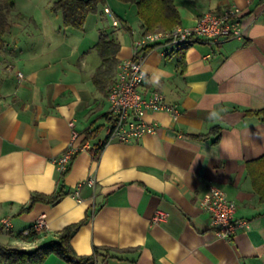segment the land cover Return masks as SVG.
Masks as SVG:
<instances>
[{"label": "crops", "instance_id": "1", "mask_svg": "<svg viewBox=\"0 0 264 264\" xmlns=\"http://www.w3.org/2000/svg\"><path fill=\"white\" fill-rule=\"evenodd\" d=\"M173 1L178 25L184 27L203 11L233 3L241 8L242 35L217 44L198 40L182 50L165 43L149 46L141 63V90L161 92L178 112L148 109L145 119L155 123V130L132 141L108 138L107 93L95 87L92 74L100 63L94 44L99 30H106L100 14L113 26L108 7L118 21L113 27L126 29L117 14L126 20L130 38L118 40L119 62L131 56L132 40L144 32L133 6L106 0L93 13L90 32L83 25L74 40L75 28L61 31L41 14L28 18L35 33L27 40L9 46L4 39L0 218L8 217L11 226L0 228V243L33 249L81 221L69 237L71 248L77 255L98 248L93 260L81 264H264V198L247 171L249 161L264 155V121L249 112L264 108V0ZM72 131L76 142L87 146L59 181L54 158L71 141ZM88 178L94 185L83 184L74 195ZM211 184L235 203L234 216L248 223L229 239L215 235L199 205ZM59 188L65 194L56 202L36 201L24 209L32 192L51 194ZM157 210L168 214L154 221ZM39 217L45 227L23 235ZM33 264L73 263L50 253Z\"/></svg>", "mask_w": 264, "mask_h": 264}, {"label": "built area", "instance_id": "2", "mask_svg": "<svg viewBox=\"0 0 264 264\" xmlns=\"http://www.w3.org/2000/svg\"><path fill=\"white\" fill-rule=\"evenodd\" d=\"M112 17V25H118L117 19L112 15L108 7L104 8ZM241 8L233 3H228L220 10L203 11L191 26H175L168 29H157L143 32L139 37L132 40L131 56L116 63L112 80L107 90L109 103L108 113L111 124L108 129V138L119 141H132L144 133L155 130V123L145 119L148 109H167L171 113H177L175 105L167 104L164 95L151 90L147 95L141 88L144 81V71L141 68L144 53L149 46L160 43L169 45L172 49H184L195 41L203 40L217 44L227 38H241ZM1 52V48H0ZM18 77L22 73L17 71ZM77 132L72 131L71 141L54 158L58 173H64L69 168L75 154L87 144H79ZM87 184L94 185V180L88 178L77 184L74 195H78V188ZM78 197V196H77ZM199 205L210 217V225L216 236L229 239L240 227L247 226V220L236 218L234 212L235 203L229 199L226 193L219 187L211 184L206 193L200 198ZM167 212L157 210L153 215L154 221L163 220ZM11 222L8 217L0 218V228H9ZM45 227L43 217L37 218L31 225L22 231L23 235L38 232Z\"/></svg>", "mask_w": 264, "mask_h": 264}, {"label": "trees", "instance_id": "3", "mask_svg": "<svg viewBox=\"0 0 264 264\" xmlns=\"http://www.w3.org/2000/svg\"><path fill=\"white\" fill-rule=\"evenodd\" d=\"M119 1L127 3L135 8L136 15L144 27V32L172 28L178 26L180 23L179 15L173 0ZM105 2L106 0H52L49 7L51 11L59 15L61 27L82 29L86 16L90 13L99 11V8L102 7ZM14 3L15 0H0V48L3 47L5 43L3 36L10 28L8 14L13 8ZM116 16L118 20L125 25L126 29H128L126 20L118 14ZM111 31L112 30H99L97 40L94 44V49L100 58V63L92 74V81L95 87L105 94L107 93L108 85L114 74L117 63L116 54L120 48L118 39L113 36V32ZM178 63L183 67L182 56L179 57ZM249 112L257 115L261 121H264V108ZM211 131L216 134L215 140H217L219 136V127L214 126ZM92 132L93 130L85 132L83 139H87ZM102 145L103 143L99 144L97 149L99 150ZM96 156L97 155H95V157ZM247 171L253 181L255 189L260 196L264 198V155L249 161L247 163ZM66 172L58 173L59 181H61ZM64 194L65 192L60 188L51 194L32 192L28 204L24 209L30 208L36 201L54 203ZM80 222L65 226L59 231L55 239L49 240L45 244L38 245L33 249L24 250L17 246L0 243V264L40 263L50 253H54L73 264H81L93 260L98 253L97 247H94L93 253L90 255H77L69 244V237ZM34 233L35 232H31L28 235L32 236Z\"/></svg>", "mask_w": 264, "mask_h": 264}, {"label": "rangeland", "instance_id": "4", "mask_svg": "<svg viewBox=\"0 0 264 264\" xmlns=\"http://www.w3.org/2000/svg\"><path fill=\"white\" fill-rule=\"evenodd\" d=\"M51 1L52 0H15L13 8L8 14V18L10 21V28L8 32H6L3 36V38L6 40V43L9 46H13V45L17 46L16 40H20V42H23L28 39L31 32L35 33L33 22L31 20H28V18L29 17L38 18L39 14H41L45 23H47L48 21L49 23L55 24L57 27L58 26L60 27L59 15L51 11L49 7ZM20 13L25 14L26 18L21 17ZM100 15H101V23L103 24V26L106 28L107 31L112 30L111 32H113V36L116 37L119 41L122 42L130 38L129 33L125 28H123L122 26H117V27L111 26L110 18L104 14H100ZM93 17H94L93 13H91L89 14L87 20L85 21L84 23V26L86 29L85 33H89L90 30L92 29L93 24H94ZM18 18L20 19L18 20ZM131 22L133 24V21ZM56 26H55V29H56ZM63 29L64 27H60L61 31ZM74 31L76 33L72 32V34H70L71 37H74L73 40L75 39L76 35H79V36L81 35L80 29L78 30L75 28ZM92 53L93 55L96 56L95 51H93ZM103 132L104 130H102L101 133Z\"/></svg>", "mask_w": 264, "mask_h": 264}]
</instances>
